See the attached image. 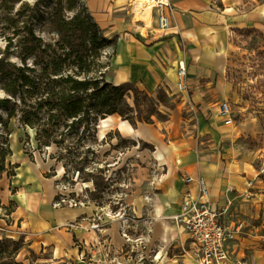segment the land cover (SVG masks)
<instances>
[{"label": "rangeland", "instance_id": "obj_1", "mask_svg": "<svg viewBox=\"0 0 264 264\" xmlns=\"http://www.w3.org/2000/svg\"><path fill=\"white\" fill-rule=\"evenodd\" d=\"M257 2L248 4L245 11L252 9V4L255 7L260 4L262 25L240 31L233 28L228 37V69L223 80L227 83V92L222 98L198 92L193 99L186 92L176 91L179 56L175 61L158 65L153 76L121 81L128 73L125 66L127 52L122 43L128 35L124 26L116 30L115 43L102 52L100 61L108 64L103 68L108 83H128L134 88V91H126L125 95L130 108L126 121L133 132L119 127L117 122L125 119L117 114L113 115L115 123L103 128L100 127L102 117L72 126L71 119L60 123L56 117H50V121L48 112L42 110L37 124L25 125L20 120V110L27 109L35 100L23 105L19 96L11 97L5 93L0 83V99L11 100L0 109V146L5 152V171L0 183L10 195L14 193L11 182L17 173H38L40 179L48 181L56 193V207L80 211L74 216H65L66 220H71V227L67 226V230L62 226L54 229L59 234L72 232L69 245L64 249H54L53 245L35 248L28 247L23 236L14 234L16 226L10 214L16 204L9 201L7 206H0V218L4 219L0 240L17 243L18 250L13 257L15 264H153L155 247L141 237L143 234L151 236L152 229H156L152 223L156 214L147 198L160 194L162 173H183L195 169L199 167L198 159L192 160L195 154L204 156L206 150L214 151L206 142L210 134L204 130L205 123L218 136L227 132L229 140H221L215 147L225 157L223 162L227 159V148H230L231 154L243 167L264 173V0ZM82 10L89 13L84 0H0V56L7 52L11 63L22 65L23 48L33 47L35 54L27 58L26 65L36 68L38 74L41 62L68 50L62 42L64 34H58L56 25L62 24L61 20H70ZM135 15L133 12V22H136ZM129 16L128 20H131ZM154 19L153 10L149 27H144L143 22L135 23L132 38L143 46L148 45L143 39L147 32L148 37L159 35L154 30ZM29 31L39 41L34 40ZM8 40L10 48H7ZM180 49L182 52L181 46ZM181 55L184 57L183 52ZM185 59L186 83L191 85L195 71L186 56ZM36 61L40 65H35ZM213 84L212 87L218 86L215 82ZM199 85L204 88L206 80H201ZM133 98L138 103L137 107ZM198 101H204L207 106L200 110L196 108L197 112L193 113L189 107ZM222 101L230 107L234 120L232 127L223 126L215 116ZM174 137L176 144L173 143ZM43 141L47 145L41 144ZM173 145H177L176 152H172ZM157 151L162 153V160H156ZM58 173L61 175L57 176ZM84 183H89V186L83 187ZM177 183L178 189L165 196L169 204L165 212L172 213L171 216L178 212L184 194L181 189L184 182L178 180ZM134 197H138V203L131 202ZM121 209L125 222L116 217ZM173 224L177 231L180 229L184 233L181 225ZM246 230H252V242L249 248L244 249L246 253L239 255L234 252V260L247 262L253 248H261L264 252V210L248 226L245 225ZM186 245L184 242L180 246L175 241L165 261L162 258V263L157 258L154 263L195 264L185 253Z\"/></svg>", "mask_w": 264, "mask_h": 264}, {"label": "crops", "instance_id": "obj_2", "mask_svg": "<svg viewBox=\"0 0 264 264\" xmlns=\"http://www.w3.org/2000/svg\"><path fill=\"white\" fill-rule=\"evenodd\" d=\"M135 1L84 0L88 12L105 36L109 34L118 35L116 30L120 26H124V30H126L125 33L128 38L122 43L125 45L124 49L127 52L125 66L128 73L121 81H133L142 79L145 76H153L154 71L159 68L158 65L161 63L165 65L168 62L175 61L177 56H179L178 61L184 60L185 64H187L186 56L195 71L191 80L192 86L187 84L186 94H189V97L193 99L198 96V92L208 96L215 94L216 98L224 97L227 92V83L223 82V80L228 63V37L233 28H255L262 25V6L260 4L256 7L252 4L253 8L245 11L248 4L259 3L257 2L258 0H168L172 7V31L164 35L165 37H160L159 35L158 37H148L147 32L143 39L147 41L148 45L144 46L132 38L131 34L134 32L133 28L136 25L132 18ZM128 15H130L131 20H128ZM123 22L125 23L123 24ZM118 32L121 31L119 30ZM177 33L179 36L176 35ZM119 44L120 42L117 46L118 53ZM179 45L182 48L184 57L181 55L182 52ZM203 79L206 80L204 88L199 85V82ZM213 82L217 83L218 86L212 87L214 85ZM206 106L204 101H198L196 103L193 102L189 108L195 113L197 112L196 108L200 110ZM205 125V132L210 134L206 142L208 147L214 149L215 152L208 149L204 156L193 154L194 158L192 160L197 158L199 165L195 169L193 168L186 172L181 171L183 173H162L161 181H159L160 184L163 183L160 189L161 192L158 196L155 195L159 201H155V196L152 198L148 196L147 198L151 201V208L155 214V206L159 205L160 216L156 214V218L152 220L153 226L156 227L155 230L152 229L153 234L147 237L143 234L141 237L155 247L153 258L154 260L160 258L162 263L163 259L165 261L169 248L172 247L175 241H178L180 246L186 242L185 232L183 233L180 229L177 231L176 226L168 219L172 213L165 212V207L169 205L165 196L178 189V180L183 181L185 177L196 178L201 176L209 187L210 202L217 209L225 207L226 201L223 193L228 186H231L233 192L228 195L231 204L222 216L224 223H230L234 218H238L244 222V225L248 226L264 210V173H257L243 167L240 164L241 162L231 154L232 150L230 152V148H227V159L223 162L222 160L225 157L215 147L219 141L228 139L227 132H222L218 136L217 132L209 127L208 123H205ZM173 139V143L176 144V137ZM222 142L225 143L227 141ZM176 146L173 145L172 152H176ZM188 151H191V149L188 148ZM196 163L197 161H195ZM11 183L14 193L10 195L3 187V183H0V206H7L9 201H13L16 204L10 214V218L15 221L16 233L14 234L23 236L28 247L37 248V246L41 247V245H53L54 249L56 247L64 249L69 245L72 232L59 234L54 229L62 226L66 227L65 229L67 230V226L71 227V220H66L65 216L71 217L80 211L78 209L75 211L56 207L54 200L56 193H54L48 181L40 179L38 173H17ZM181 189L183 193L187 190L191 192L195 190L193 184L188 186L182 184ZM146 194L148 192L140 195ZM138 197H134L131 202L138 203ZM69 211L70 213L67 214L66 212ZM3 222L4 219L0 218V230L3 229ZM165 230L166 232H164ZM244 230L245 227L240 237L228 244L232 258H234L232 256L234 252L237 251L240 255L242 252L246 253L245 248L250 247L253 232L252 230ZM164 235H169V241L164 245V249H160ZM154 260H152L153 264H155ZM174 260L176 259L171 261ZM250 260L253 261L252 264H264V252L261 248H253L249 251L248 261L242 262L251 264Z\"/></svg>", "mask_w": 264, "mask_h": 264}, {"label": "trees", "instance_id": "obj_3", "mask_svg": "<svg viewBox=\"0 0 264 264\" xmlns=\"http://www.w3.org/2000/svg\"><path fill=\"white\" fill-rule=\"evenodd\" d=\"M61 23L56 25V30L58 34H64L62 42L68 50L41 62L42 68L38 74L36 68L26 65L27 58L35 54L33 47L23 48L22 65L11 63L7 52L0 56L2 90L11 97L19 96L23 105L35 100L27 109L20 110L22 123L28 126L37 124L41 120L39 114L42 110L48 112L49 120L56 117L58 122L64 123L71 119L72 126L114 114L128 120L130 108L125 102V95L126 91H134V88L128 83H108L103 70L108 64L100 61L102 52L115 43L117 35L104 36L90 13L84 10L68 21L61 20ZM30 36L37 40L31 32ZM8 42L7 48H10V40ZM36 46L40 48L39 44ZM35 65L40 63L36 61ZM10 102L9 98H1L0 109ZM133 103L135 107L138 106L135 98ZM14 109L15 106L9 116ZM41 144L47 145L44 141ZM4 171L5 152L0 146V177ZM17 250L15 241L0 240V264H15L13 257Z\"/></svg>", "mask_w": 264, "mask_h": 264}, {"label": "built area", "instance_id": "obj_4", "mask_svg": "<svg viewBox=\"0 0 264 264\" xmlns=\"http://www.w3.org/2000/svg\"><path fill=\"white\" fill-rule=\"evenodd\" d=\"M149 2L155 12L154 30L159 32L160 37L167 35L173 29L172 7L168 0ZM186 79V64L184 60H180L175 83V90L179 93L187 92ZM217 117L225 127H232L234 124L226 101H222L218 106ZM183 181L186 186L193 184L195 190L193 192L187 190L184 193L178 212L168 219L184 229L187 235L185 253L188 259L195 264H244L240 260H234L228 249V244L240 237L245 227L244 222L234 218L230 223H224L222 219L231 204L228 195L233 192V188L228 186L225 189L223 193L225 207L217 209L210 202L209 187L201 176L185 177Z\"/></svg>", "mask_w": 264, "mask_h": 264}, {"label": "bare ground", "instance_id": "obj_5", "mask_svg": "<svg viewBox=\"0 0 264 264\" xmlns=\"http://www.w3.org/2000/svg\"><path fill=\"white\" fill-rule=\"evenodd\" d=\"M152 11H153V8L150 5L149 0H136L135 1L134 12L136 15L134 18H135L136 22H143L144 27H146V28L150 26V23L152 20ZM114 123H115V121L113 119V115H108L107 117L100 119V127H103V128H106L107 126H111ZM117 124L124 131L133 132L132 128L130 127V125L127 123L126 120H119V122H117ZM161 154H162L161 152L157 151L156 160H162L163 159ZM38 167H39V165H38ZM60 175H61V173H58L57 176H60ZM88 186H89V183L83 184V187H88ZM155 201L156 202L159 201L157 196H155ZM154 211L156 212L157 216H160L158 204L155 206ZM124 216L125 215L122 213V209L118 213H116L117 219H121V222L126 221L125 219H123ZM164 232H166V230ZM168 241H169V235H164V238L162 239V242H161L160 249H164V245H166L168 243ZM129 242H131V241H129Z\"/></svg>", "mask_w": 264, "mask_h": 264}]
</instances>
